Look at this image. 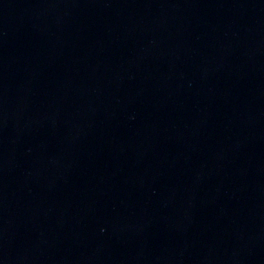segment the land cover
<instances>
[{
	"label": "water",
	"instance_id": "water-1",
	"mask_svg": "<svg viewBox=\"0 0 264 264\" xmlns=\"http://www.w3.org/2000/svg\"><path fill=\"white\" fill-rule=\"evenodd\" d=\"M0 264H264V0H0Z\"/></svg>",
	"mask_w": 264,
	"mask_h": 264
}]
</instances>
